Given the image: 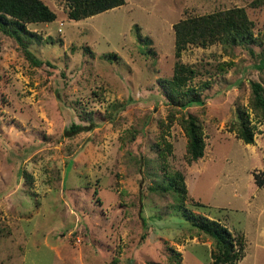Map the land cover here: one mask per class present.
<instances>
[{
    "label": "rangeland",
    "instance_id": "rangeland-1",
    "mask_svg": "<svg viewBox=\"0 0 264 264\" xmlns=\"http://www.w3.org/2000/svg\"><path fill=\"white\" fill-rule=\"evenodd\" d=\"M41 1L51 20L6 13L20 41L0 30V264H209L218 248L183 209L242 235L236 264H264V120L249 104L250 81L264 92V0H123L78 19ZM232 7L252 39L175 53L178 20ZM180 64L182 82L163 83ZM241 108L251 143L230 129ZM186 113L203 140L189 161ZM175 171L182 202L163 188Z\"/></svg>",
    "mask_w": 264,
    "mask_h": 264
},
{
    "label": "trees",
    "instance_id": "trees-1",
    "mask_svg": "<svg viewBox=\"0 0 264 264\" xmlns=\"http://www.w3.org/2000/svg\"><path fill=\"white\" fill-rule=\"evenodd\" d=\"M66 4V14L69 18L78 19L99 11L111 8L123 3V0H64ZM6 13L24 20H51L54 13L41 0H0V30L8 35L15 37L20 41L17 30L23 28V24L16 19L10 20ZM10 23L13 24L10 26ZM251 26L241 9V7H232L220 10L215 13L198 15L191 18H183L174 24V50L178 54L181 45L186 42L205 43L213 37L222 44L235 43L241 40L252 39L249 33ZM24 29V28H23ZM264 47V44H263ZM264 53V50H263ZM263 58V57H262ZM185 65L180 64L174 71L172 77L161 78L163 83L168 85H177L182 82L180 78L181 69ZM187 71H191L186 67ZM162 82H160L162 84ZM249 104L256 120H264V92L263 87L258 81H250ZM171 101L180 106L188 105L191 102H199L200 99L193 92L187 94L181 100H172L174 95L170 96ZM237 119L232 121L230 129L244 143H251L253 138V126L250 124L248 114L245 108L237 110ZM179 124L186 136L185 150L187 160H194L202 154L203 140L201 124L198 118L191 113H186L179 117ZM164 189H172L175 192V199L182 202L185 196V185L182 175L175 171L172 178L168 179ZM186 219L207 234L218 248L212 253V261L209 264H236L235 260L242 255L243 237L241 234L232 233L225 225L218 223L217 220L206 215L183 209ZM145 229L144 220H141L140 241L144 239ZM138 241V242H140ZM174 264H180V255L176 252Z\"/></svg>",
    "mask_w": 264,
    "mask_h": 264
}]
</instances>
